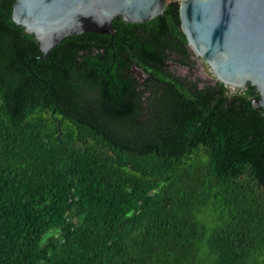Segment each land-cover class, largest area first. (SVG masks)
I'll list each match as a JSON object with an SVG mask.
<instances>
[{
	"label": "trees",
	"instance_id": "trees-1",
	"mask_svg": "<svg viewBox=\"0 0 264 264\" xmlns=\"http://www.w3.org/2000/svg\"><path fill=\"white\" fill-rule=\"evenodd\" d=\"M13 2L0 0V264H264L258 93L170 71L192 66L180 1L43 58Z\"/></svg>",
	"mask_w": 264,
	"mask_h": 264
},
{
	"label": "water",
	"instance_id": "water-1",
	"mask_svg": "<svg viewBox=\"0 0 264 264\" xmlns=\"http://www.w3.org/2000/svg\"><path fill=\"white\" fill-rule=\"evenodd\" d=\"M166 0H14L11 17L33 34L42 58L67 36L114 33L112 21L139 24L162 14ZM180 29L215 81L244 91L264 116V0H181ZM200 78L204 75L198 74Z\"/></svg>",
	"mask_w": 264,
	"mask_h": 264
},
{
	"label": "flooded vegetation",
	"instance_id": "flooded-vegetation-1",
	"mask_svg": "<svg viewBox=\"0 0 264 264\" xmlns=\"http://www.w3.org/2000/svg\"><path fill=\"white\" fill-rule=\"evenodd\" d=\"M188 51H189V53L191 52L190 49ZM189 58H190V61H191V64H192L191 67H187L186 65H181V64H179L176 61L169 60L168 61V67L170 68V71L173 72L175 75H178V76H182V77L190 76L192 78H196L197 76L196 75L194 76L191 73H190V75L189 74H185L186 72L194 71L196 69L197 63H198V61L194 58L193 55H191ZM180 71H184V72L181 73Z\"/></svg>",
	"mask_w": 264,
	"mask_h": 264
},
{
	"label": "rangeland",
	"instance_id": "rangeland-1",
	"mask_svg": "<svg viewBox=\"0 0 264 264\" xmlns=\"http://www.w3.org/2000/svg\"><path fill=\"white\" fill-rule=\"evenodd\" d=\"M180 72L183 73L184 71H180ZM190 73L192 75H194V76L195 75L197 76L198 74H202V75H204V78L213 77V74H212V71H211L210 67L207 66L206 64H204L201 61H198L197 67H196V69L194 71L186 72L185 74H189L190 75ZM197 77H199V76H197Z\"/></svg>",
	"mask_w": 264,
	"mask_h": 264
},
{
	"label": "built area",
	"instance_id": "built-area-1",
	"mask_svg": "<svg viewBox=\"0 0 264 264\" xmlns=\"http://www.w3.org/2000/svg\"><path fill=\"white\" fill-rule=\"evenodd\" d=\"M179 1H181V0H179Z\"/></svg>",
	"mask_w": 264,
	"mask_h": 264
}]
</instances>
